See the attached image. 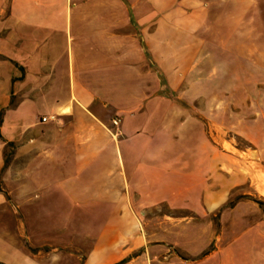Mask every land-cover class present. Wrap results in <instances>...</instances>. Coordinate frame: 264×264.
Segmentation results:
<instances>
[{
    "label": "crops",
    "instance_id": "obj_1",
    "mask_svg": "<svg viewBox=\"0 0 264 264\" xmlns=\"http://www.w3.org/2000/svg\"><path fill=\"white\" fill-rule=\"evenodd\" d=\"M233 28L249 43L233 40ZM227 46L256 56L255 72L220 63ZM0 53L13 60L0 89L20 96L0 142V170L4 143L18 145L14 160L25 158L5 175L12 199L29 203L30 185L43 182L44 195L76 203L59 217L100 220L62 226L55 240L44 231L43 245L0 249V264H264V218L207 250L222 236L210 214L225 206V190L212 192L205 169L194 183L189 161L179 170L166 157L191 152L173 144L195 120L192 100L178 94L194 89L195 74L205 80L212 61L264 90V0H0ZM30 105L41 113L27 118ZM160 202L192 215L141 225Z\"/></svg>",
    "mask_w": 264,
    "mask_h": 264
},
{
    "label": "rangeland",
    "instance_id": "obj_2",
    "mask_svg": "<svg viewBox=\"0 0 264 264\" xmlns=\"http://www.w3.org/2000/svg\"><path fill=\"white\" fill-rule=\"evenodd\" d=\"M9 14V2L1 15ZM244 27L243 30H248ZM227 33V28H222ZM233 40L239 39L248 44L247 38H241L237 29L228 30ZM220 63H226L227 68L234 72L251 74L255 71L256 56L250 52L238 51L234 47H226L218 52ZM13 60L0 53V78L10 76ZM212 72L203 79V74L194 75V89L179 91V96L190 98L189 106L194 115V124L187 127V138H173V144L178 150L187 148V157L176 161V156L168 154L167 160H174L173 168L183 169L181 165L189 161L194 170V183L200 182L199 173L205 171V178L211 185L212 192L225 190L226 201L224 207H219L210 214L213 222L212 232H222L221 238H215L207 250H213L228 242L241 232L246 226L264 218V90L260 81L259 88H251L246 79L218 71L217 64L212 61ZM2 72V73H1ZM24 74V70L21 71ZM20 76H15L14 81ZM23 78V77H21ZM244 80L246 84L234 83ZM248 81L250 79L248 78ZM12 86L0 89V142L7 138L3 128L4 121L11 114L12 109L20 100V96ZM42 106L30 105L25 107L27 118L41 113ZM16 115V112H14ZM116 131V130H114ZM18 145L4 143L5 166L0 170V249L9 250L18 244L19 248L29 244L43 245L42 232L46 237L57 239L64 233L62 226H91L97 225L96 218H61L64 214L74 211L76 203L59 199V196H48L43 190L49 186L43 182L32 183L29 193L30 201L16 202L10 194L9 168L14 160ZM178 157V154H177ZM15 165L25 161V158L14 160ZM49 159H38L42 166ZM177 164H176V162ZM181 163V165L179 164ZM176 164V165H175ZM8 173V174H7ZM7 174V175H6ZM6 175V176H5ZM17 188V187H16ZM28 204V205H27ZM148 217L139 218L141 225H154L155 216L171 221L170 216L179 217V221L189 218L192 211L185 207L172 208L166 202L147 208ZM222 213L228 217L222 221ZM42 215V216H40ZM206 219L191 218L194 225H201ZM32 246V247H34ZM42 247V246H41ZM46 247V246H45ZM204 252L201 254L203 255Z\"/></svg>",
    "mask_w": 264,
    "mask_h": 264
},
{
    "label": "built area",
    "instance_id": "obj_3",
    "mask_svg": "<svg viewBox=\"0 0 264 264\" xmlns=\"http://www.w3.org/2000/svg\"><path fill=\"white\" fill-rule=\"evenodd\" d=\"M53 118H55L54 115H52V116H43L42 117V121H48V120L53 119ZM119 124H120V119L119 118H114L113 119V125L116 127V131L114 132L116 135L118 134L117 132H118V125Z\"/></svg>",
    "mask_w": 264,
    "mask_h": 264
},
{
    "label": "trees",
    "instance_id": "obj_4",
    "mask_svg": "<svg viewBox=\"0 0 264 264\" xmlns=\"http://www.w3.org/2000/svg\"><path fill=\"white\" fill-rule=\"evenodd\" d=\"M260 204H264V202L260 201ZM45 249H48V247H45ZM34 250H37V249H34Z\"/></svg>",
    "mask_w": 264,
    "mask_h": 264
}]
</instances>
